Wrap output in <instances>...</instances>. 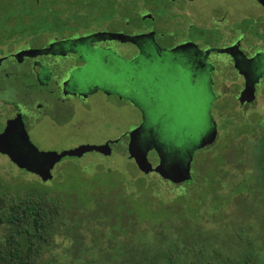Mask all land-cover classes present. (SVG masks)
<instances>
[{"label": "flooded vegetation", "instance_id": "1", "mask_svg": "<svg viewBox=\"0 0 264 264\" xmlns=\"http://www.w3.org/2000/svg\"><path fill=\"white\" fill-rule=\"evenodd\" d=\"M37 1L0 0V134H30L43 119L61 126L91 123L96 116L89 94L97 91L108 107H133L131 98L137 102L140 84L129 93L116 83L105 89L98 79L82 80L81 72L100 68L117 74V66L136 62L146 45L159 56L176 49L190 54L196 71H185L184 81L196 95L209 91L218 102L221 89L247 109L264 89V0H245L256 7L245 11L225 9L226 0H210L207 11L200 10V0ZM29 8L37 12L30 14ZM137 68L136 63V75ZM242 92L253 95L245 94L248 101L241 102ZM155 102L151 98L148 105ZM193 102L205 106L200 99ZM216 103L208 105L213 122ZM79 109L85 118L77 115ZM131 115L133 126L127 127L107 110L100 117L105 136L95 146H109L111 155L129 153L142 123L139 109ZM82 146L87 144L69 150Z\"/></svg>", "mask_w": 264, "mask_h": 264}, {"label": "rangeland", "instance_id": "2", "mask_svg": "<svg viewBox=\"0 0 264 264\" xmlns=\"http://www.w3.org/2000/svg\"><path fill=\"white\" fill-rule=\"evenodd\" d=\"M209 2L210 0H200L199 4L196 3L201 11L203 9L207 11L212 9ZM225 2L227 4L224 6L225 9L238 6L240 11H245L254 6L245 0ZM131 3L137 4V0ZM141 48L143 51L136 62L130 64L125 60L122 66L117 63L119 68L117 74H110L106 70L102 72L100 68L81 72L82 80L85 77L98 79L99 83H104V88L109 83H116L118 86L121 84L123 91L128 93L130 87L138 84L135 87L137 90L140 84L137 92L139 96L136 94L137 102L131 98L133 107L115 109L108 107L107 104L102 103V95L97 91L92 95L89 94L92 96L93 115L96 116L91 123L61 126L54 124L50 119H43L33 126L30 134L25 132L24 138L18 135L12 138L11 132L0 134V179L15 192L38 187L59 196L62 200L68 218L62 217L63 222L66 223L60 226V232L66 238L62 239L60 235L53 250L60 264L116 263L115 256L118 250L125 251L126 248V252L132 255L131 243L152 233V230H149L147 235H139V225L145 229L146 224L149 225L156 218H166L164 215L156 214L154 207H148L140 201L144 188L139 186L138 178L144 176V172L140 170L131 154L124 151L121 155H106L97 150L93 151L104 156L93 151H86L82 156L64 154L79 145L87 144L93 147L99 143L105 136L101 133L103 124L100 117L106 114L107 110L111 111L121 125L127 127L133 126L130 123L132 115L129 117V111L133 109L141 111L142 123L134 134L133 148L145 152L144 155L154 165L162 160L166 167L171 168L176 163L175 169H179L187 155V152L180 153V149H184L202 132L208 131L205 130L210 124L207 115L205 118L201 116L203 108H209L208 105L212 101V105H215L217 95L214 99L209 91H198L196 95L186 85L188 81L187 83L184 81V72L188 71L194 75L196 71L191 55L180 49L173 50L172 54L161 49L166 54L159 56L153 46L146 45ZM185 61H188V65L183 64ZM136 63L137 69H140L138 75H136ZM153 81L155 87L152 86ZM196 81L199 83L200 80ZM219 97L214 122L220 128V134L224 133L225 121L234 115H239L252 123H255L257 118L264 122L263 88L255 104L247 109H241L234 102L232 93L228 94L220 89ZM151 98L156 99L153 107L148 105ZM195 99L202 100L205 106L203 108L198 106L199 104L193 102ZM77 115H80V119L85 118L80 109ZM154 124V130L157 132L154 134V142L162 145V149L159 148L161 156L159 151L149 148L150 139L144 131ZM94 131L98 132L94 134ZM178 138L181 139L179 142L182 140L183 142L173 144L170 149L172 140L178 141ZM192 153L199 159L195 149L191 150ZM197 162L200 163L198 160ZM89 163L91 164L89 170H85V165ZM192 171H195V162ZM150 177L155 179V172H151ZM164 187L166 188L165 184H159V186L154 185L153 189L164 202H168L172 196H166ZM175 191L176 188L170 195ZM152 203L160 206L158 200L152 199ZM164 214L167 215L166 211Z\"/></svg>", "mask_w": 264, "mask_h": 264}, {"label": "trees", "instance_id": "3", "mask_svg": "<svg viewBox=\"0 0 264 264\" xmlns=\"http://www.w3.org/2000/svg\"><path fill=\"white\" fill-rule=\"evenodd\" d=\"M223 127L196 150L191 179L173 183L156 172L155 179L138 178L140 201L166 218L139 225V235L152 233L131 243L132 255L118 250L113 264H264V122L234 115ZM159 184L168 202L153 189ZM63 216L59 196L38 187L15 192L0 179V264H60L53 250L66 238Z\"/></svg>", "mask_w": 264, "mask_h": 264}, {"label": "water", "instance_id": "4", "mask_svg": "<svg viewBox=\"0 0 264 264\" xmlns=\"http://www.w3.org/2000/svg\"><path fill=\"white\" fill-rule=\"evenodd\" d=\"M253 95V93H241V97H240V101L243 102L245 101V99L248 101V99L246 98V96L244 95ZM204 107V106H203ZM202 107V108H203ZM207 109H208V113H207ZM205 107V109L203 108V113L201 117H206L207 115V120H208V127L205 129L208 131L206 133L202 132L199 136H196L195 140L192 142H190L189 144H187L184 149H180V153L182 152H187V155L185 156V158L183 159V161L181 162V167L179 169H175L177 164L175 163L171 168L166 167V165H163L162 160H160L161 162L154 167L153 164L151 163V161L149 160V158L144 155L145 152H143L140 149H134V139L131 140L130 146H129V153L131 154L132 158L134 159V161H137L140 170H142L144 172V174H149L151 172H156L160 177H162L165 180L171 181L173 183H179V182H184L187 181L189 179H191V162L193 159V153L191 154V150L195 149H200L203 148L204 146L211 144L218 133V129H217V125L215 124V122H213L212 118L210 117V108ZM207 123V122H206ZM150 128V129H149ZM148 129L144 130L149 136L150 139V149H155L157 152L159 151L160 156H161V150L159 148L162 149V145L161 144H157L154 142L155 138L151 136L150 130H152L153 132H156L154 130V127H149ZM157 133V132H156ZM12 138L15 137L16 135H18L20 138H24L26 137V134L24 133H20V134H12ZM187 136H192V135H187ZM191 138V137H190ZM183 139V138H182ZM189 139V138H187ZM181 139L178 138V141L173 139L172 142L170 143V149H172L173 144L176 143H182L183 140L181 142H179ZM93 150H97L100 151L106 155H110V147L109 146H102V147H98V146H82L76 150H70L65 152V155H71V156H82L86 151H93ZM190 151V153H189ZM161 158V157H159ZM175 169V170H174ZM172 170V171H171Z\"/></svg>", "mask_w": 264, "mask_h": 264}]
</instances>
